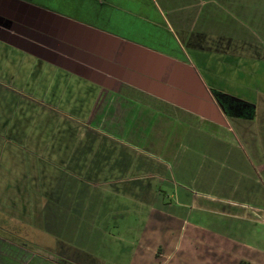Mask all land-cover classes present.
Segmentation results:
<instances>
[{"label":"crops","instance_id":"crops-1","mask_svg":"<svg viewBox=\"0 0 264 264\" xmlns=\"http://www.w3.org/2000/svg\"><path fill=\"white\" fill-rule=\"evenodd\" d=\"M69 6L0 0L5 87L44 106L83 105V124L161 184L144 222L163 234L121 264H264V0ZM19 53L41 71L15 72ZM12 240L0 236V264H112Z\"/></svg>","mask_w":264,"mask_h":264},{"label":"rangeland","instance_id":"rangeland-1","mask_svg":"<svg viewBox=\"0 0 264 264\" xmlns=\"http://www.w3.org/2000/svg\"><path fill=\"white\" fill-rule=\"evenodd\" d=\"M33 1L71 12L70 0ZM1 53L0 236L66 258L102 255L112 264H121L122 254L137 251L134 247L146 249L143 241L149 248L159 242L164 224L159 229L144 222L163 198L159 181L143 178L141 161V171L132 169L135 158L121 156L125 150L83 124L88 115L83 105L74 112L54 98L44 106L7 90L9 71H3L10 61ZM28 58L17 54L15 72L41 71L28 66ZM58 97L59 102L61 93ZM73 98L71 105L79 107L81 96Z\"/></svg>","mask_w":264,"mask_h":264}]
</instances>
